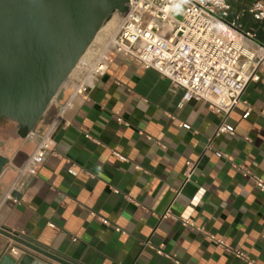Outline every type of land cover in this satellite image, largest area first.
I'll list each match as a JSON object with an SVG mask.
<instances>
[{"label": "crops", "instance_id": "0c3cea01", "mask_svg": "<svg viewBox=\"0 0 264 264\" xmlns=\"http://www.w3.org/2000/svg\"><path fill=\"white\" fill-rule=\"evenodd\" d=\"M233 1L237 9L244 0ZM243 22L256 26L250 15ZM260 76L242 94L248 104L226 115L203 99L181 104L183 90L168 77L117 54L67 112L36 174L20 172L35 146L30 131L0 120V153L9 158L0 177V256L15 248L20 258L25 249L61 264L23 243L31 240L79 264H176L170 256L264 264V192L254 180L264 179V69ZM69 92L59 91L33 130L50 123ZM223 121L234 135H216ZM187 161L196 168L186 180ZM12 186L17 202L6 195Z\"/></svg>", "mask_w": 264, "mask_h": 264}, {"label": "built area", "instance_id": "2783aa9c", "mask_svg": "<svg viewBox=\"0 0 264 264\" xmlns=\"http://www.w3.org/2000/svg\"><path fill=\"white\" fill-rule=\"evenodd\" d=\"M127 2L125 13L114 12L121 16L116 32L94 45L93 40L90 58L80 65L78 62L76 71H72L61 86L60 90L69 89L70 92L67 99L59 103L56 115L42 131L32 130L28 134V137L34 138L35 146L30 158L20 169L21 174H36L37 166L44 157L55 152L56 129L62 121H66L67 112L76 102L89 96L90 90L107 73L117 54L129 56L144 68H153L168 77L183 90L181 104L194 98L203 99L210 102L213 110L226 115L240 102L248 104L242 94L251 81L261 78L264 44L257 39L253 29L245 27L243 19L250 15L256 22H264V0H244L237 9L233 0ZM179 5H183V10L179 9ZM249 113L248 108L244 116ZM222 133L234 135L235 128L223 121L216 135ZM87 136L99 142L97 138L89 134ZM113 153L121 160H127L120 152L113 150ZM195 168V162H186V180ZM254 180L264 192V179L254 176ZM14 187L6 195L17 202L18 199L13 195ZM197 193L202 192L199 190ZM101 220L109 223L106 218ZM116 230L125 233L120 227H116ZM210 237L240 259H249L246 251L223 239ZM8 252L12 255L17 253L15 248ZM158 252L163 253L162 249H158ZM170 258L176 264H183L172 256Z\"/></svg>", "mask_w": 264, "mask_h": 264}, {"label": "water", "instance_id": "95a60500", "mask_svg": "<svg viewBox=\"0 0 264 264\" xmlns=\"http://www.w3.org/2000/svg\"><path fill=\"white\" fill-rule=\"evenodd\" d=\"M127 9V0H0V119L35 129L102 26ZM8 163L0 153V177ZM23 243L61 264H79ZM23 251L20 258L5 251L0 264H53Z\"/></svg>", "mask_w": 264, "mask_h": 264}, {"label": "rangeland", "instance_id": "374dc122", "mask_svg": "<svg viewBox=\"0 0 264 264\" xmlns=\"http://www.w3.org/2000/svg\"><path fill=\"white\" fill-rule=\"evenodd\" d=\"M179 9L180 10H183V5H179ZM178 17H181L180 15H178ZM120 21H121V16L119 15L115 21V23L110 26V28L108 29H104L100 35L98 36V38L93 42V45L97 42H101L103 39H105V37H108L110 36L111 34L115 33L119 24H120ZM256 25H257V22H256ZM93 45L91 47V51L93 50ZM1 121L3 120H7V119H0Z\"/></svg>", "mask_w": 264, "mask_h": 264}, {"label": "bare ground", "instance_id": "6f19581e", "mask_svg": "<svg viewBox=\"0 0 264 264\" xmlns=\"http://www.w3.org/2000/svg\"><path fill=\"white\" fill-rule=\"evenodd\" d=\"M118 16H119L118 13H114L112 15V17L102 26V28L100 29V31L97 33L94 41L98 38V36L100 35V33L104 29L110 28V26H112L115 23V21H116V19H117ZM91 47H92V44L90 45V47H88V49L86 50V52L84 53V55L81 57L78 65H80L82 62H85L88 58H90V55H91ZM73 71H76V68Z\"/></svg>", "mask_w": 264, "mask_h": 264}, {"label": "trees", "instance_id": "16d2710c", "mask_svg": "<svg viewBox=\"0 0 264 264\" xmlns=\"http://www.w3.org/2000/svg\"><path fill=\"white\" fill-rule=\"evenodd\" d=\"M248 29H253V31L256 33L257 39L264 44V22L257 23V25L253 28H248ZM28 132L27 129H20V134L24 135Z\"/></svg>", "mask_w": 264, "mask_h": 264}]
</instances>
